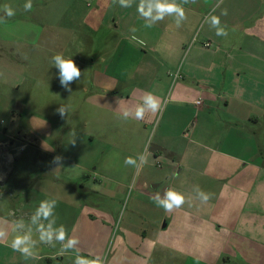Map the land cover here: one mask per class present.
Masks as SVG:
<instances>
[{"label":"crops","instance_id":"crops-1","mask_svg":"<svg viewBox=\"0 0 264 264\" xmlns=\"http://www.w3.org/2000/svg\"><path fill=\"white\" fill-rule=\"evenodd\" d=\"M27 2L9 0L10 18L0 8L1 28L15 40L0 54V95L13 119L11 129L0 120V144L32 147L44 173L23 189H6L13 158L9 149L0 153L7 169L0 177V264H75L77 256L99 264H264V0H176L186 16L181 26L168 16L150 28L137 11L141 0L130 7L31 0L25 11ZM211 16L226 36L216 34ZM57 54L86 73V81L69 82L71 92L52 63ZM45 70L56 71L59 85L40 98L36 83L22 93L24 81L44 79ZM148 92L161 109L137 120ZM33 104L62 121L85 110L89 166L80 167L82 175L91 168L87 182L45 167L57 156L32 121L22 125ZM129 157L135 163L126 164ZM169 189L186 202L165 211L154 197ZM199 190L210 200L202 202ZM50 199L57 201L53 214L34 221ZM49 225L65 229L63 242L40 239ZM17 235L29 237L30 258L10 247ZM70 239L78 242L69 247Z\"/></svg>","mask_w":264,"mask_h":264},{"label":"rangeland","instance_id":"rangeland-1","mask_svg":"<svg viewBox=\"0 0 264 264\" xmlns=\"http://www.w3.org/2000/svg\"><path fill=\"white\" fill-rule=\"evenodd\" d=\"M9 0H0V8L4 5H7ZM0 17H3L0 15ZM33 17V16H32ZM4 21H0V47L3 45L4 49L0 51V54L3 56V52L6 50L7 42L10 39L11 42H15V40L11 38H6L7 32L4 31L1 27H4L3 24ZM8 36V35H7ZM9 37V36H8ZM53 72L50 74L49 70L44 71L46 74L43 78H38L37 74L35 75L37 81L27 79L22 84V93L26 90V85H32L36 83V86L34 87V92L36 95V98H40L44 92H50V90H54L57 85H59V81L56 77H52L53 73H55V70H52ZM84 74V75H83ZM83 81H86V73L81 72V77ZM35 79V80H36ZM85 79V80H84ZM41 84V85H40ZM24 87V88H23ZM42 89H45L43 92ZM8 90V87L5 88V91L1 90L2 94H5V92ZM56 97H59L57 94ZM83 95H80V98H83ZM0 120L2 119L7 124L5 125L6 128H12L13 125V119L10 114L6 111L7 105L9 101L6 99V97H2L0 95ZM54 102L56 103V99H54ZM37 103V101H36ZM43 116H42V115ZM40 114L38 105L33 104L31 106V112H26L25 114V120L23 121L26 125L29 124L28 118L30 121H32L34 129L41 133L46 137L44 139L45 143H47L51 147V152L55 153L56 156L62 155V161L53 163L54 159H49L45 164V167L47 168H53L56 167H63V179L69 178L73 179L71 182L75 184H79L81 182H87L88 178L92 177V171L91 168L88 170L87 174L82 175L81 165L84 167H88V152H89V138L87 137V129L85 126V110L79 108L77 113H74L72 118H68V121L66 120H59L56 116L55 111L46 110V112H42ZM41 115V116H40ZM46 117V118H45ZM39 121V124L37 123ZM60 122H64L66 124H73V126L66 127L63 124H59ZM4 123V122H2ZM32 123H30L32 125ZM75 124V126H74ZM59 125V126H58ZM27 127V125H26ZM54 134V137L52 135ZM48 138V139H47ZM74 141V142H73ZM16 142V141H15ZM15 146L12 147V145L9 144V142H5L3 144H0V153L4 150H10L9 154L11 155L9 157L10 160L13 158V162L9 165L10 171L6 175V181H2L4 184L7 185L6 189L9 188L11 185H15L16 188L23 189L24 185L26 186L29 183L35 182L38 179L42 178L44 170L42 167L37 166V154H35V151L32 147H28L26 151L17 152L12 151L11 148L18 147L21 144L15 143ZM11 146V147H10ZM9 147V148H8ZM93 148L92 150H94ZM13 155V157H12ZM2 159H0L1 163ZM36 161V162H35ZM43 162V161H42ZM88 163V164H87ZM58 164H60L58 166ZM7 165V164H6ZM5 164L3 163L0 177L5 178V170L4 168ZM95 167V166H94ZM66 172V175H65ZM80 176H76L78 174ZM18 192H23L19 190ZM23 199V198H21ZM86 199V198H85Z\"/></svg>","mask_w":264,"mask_h":264},{"label":"clouds","instance_id":"clouds-1","mask_svg":"<svg viewBox=\"0 0 264 264\" xmlns=\"http://www.w3.org/2000/svg\"><path fill=\"white\" fill-rule=\"evenodd\" d=\"M114 3H119L121 7H130L131 0H113ZM188 2V0H185ZM32 9V2L28 0V2L24 5V10L29 11ZM4 14L6 17L10 18L15 15V12L12 8L5 5L4 6ZM137 11L139 12L142 18H145L146 23L145 27H153L157 22L163 21L165 17L171 16L175 18V23L177 27H180L182 22L186 19L185 11L182 5L177 4L176 0H141V3L138 5ZM224 15L227 14V10L224 11ZM4 18L0 17V21ZM210 23L213 28L216 29V34L218 36H226L227 32L223 27L220 26L219 18L216 16L210 17ZM52 63L54 67L59 69V78L60 84L65 90L71 92V88L69 86V82H75L79 80L81 77V70L76 65L72 58H65L62 54H57L52 57ZM142 104L138 105L135 108L134 117L137 120L143 119L146 112H157L161 109V104L159 99L154 96L151 92L146 93L142 97ZM59 115L63 118L67 114V109L64 106H61L57 109ZM131 114L130 109H124L122 118L127 120L129 115ZM74 142V141H73ZM142 159V158H141ZM62 161V157H55L53 163ZM126 164H133L135 161L129 157L125 160ZM60 164H58L59 166ZM200 199L202 202H207L211 198L210 193H205L199 190ZM154 202L158 207H162L165 211H172L174 208H179L185 204L186 198L185 196L173 189H169L165 192L163 199L159 197V193L154 197ZM57 201L54 199L41 201L39 208L36 211L33 220L35 221L39 217H43L44 219H48L49 216L53 214L55 205ZM6 236L4 231H0V238ZM53 237L57 241L63 242L66 237V232L63 227L52 230L49 225V229L47 231L43 230V226H41V237L40 239L44 242H51ZM78 241L69 240L68 246L76 244ZM29 237L27 236H19L14 237L10 242V247L13 251L21 253L28 259L32 256V248L28 246ZM75 264H97L96 261H90L84 257L77 256Z\"/></svg>","mask_w":264,"mask_h":264},{"label":"built area","instance_id":"built-area-1","mask_svg":"<svg viewBox=\"0 0 264 264\" xmlns=\"http://www.w3.org/2000/svg\"><path fill=\"white\" fill-rule=\"evenodd\" d=\"M204 46L208 48V47L211 46V44H210V43H206ZM201 104H202V101H201V100H198V101L196 102V105H201ZM24 148H25V146H21V147L19 148V150H20V151H23ZM165 192H166V191H165ZM165 192H164V194H165ZM164 194H163V196H162V199H163V197H164ZM97 264H99V263H97Z\"/></svg>","mask_w":264,"mask_h":264}]
</instances>
